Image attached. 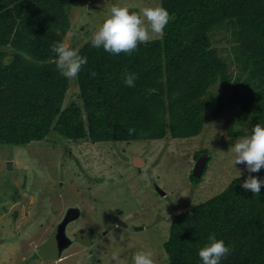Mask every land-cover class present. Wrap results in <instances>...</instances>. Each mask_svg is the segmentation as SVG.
Wrapping results in <instances>:
<instances>
[{
	"label": "trees",
	"instance_id": "16d2710c",
	"mask_svg": "<svg viewBox=\"0 0 264 264\" xmlns=\"http://www.w3.org/2000/svg\"><path fill=\"white\" fill-rule=\"evenodd\" d=\"M49 1L0 0V46L19 51L9 60L0 52V141L24 146L53 131L94 142L197 136L207 113L213 122L227 105L209 90L217 82L232 88L229 102L239 103L228 120L230 136L264 124V0H161L171 15L161 38L131 55L109 54L90 40L80 47L88 59L77 76L81 103L67 106L70 81L57 71L51 46L63 41L70 22L64 2ZM218 31L232 43L227 55L214 44ZM126 72L137 74L134 87L124 85ZM207 169L201 177L191 173L192 182L198 185ZM248 175L264 177V168L235 176L172 218L164 243L170 264H202L198 250L209 233L231 248L220 264H264V185L258 195L242 188Z\"/></svg>",
	"mask_w": 264,
	"mask_h": 264
},
{
	"label": "rangeland",
	"instance_id": "374dc122",
	"mask_svg": "<svg viewBox=\"0 0 264 264\" xmlns=\"http://www.w3.org/2000/svg\"><path fill=\"white\" fill-rule=\"evenodd\" d=\"M61 1L70 22L62 32V42L78 50L90 40L113 3L133 11L161 4V0ZM223 32L216 33L214 44L226 48L227 55L232 43L224 39ZM0 52L9 60L19 51L7 45L0 46ZM230 69L237 72L235 63ZM69 81L64 106L81 103L78 78ZM209 90L224 96L227 105L213 122L207 113L202 132L193 137L94 142L88 137L65 138L53 131L24 146L0 141V264H132L135 252L148 249L163 264L172 218L248 171L245 165L232 162L231 145L241 137L228 133V120L239 110V103L229 102L232 88L217 82ZM83 119H87L85 114ZM201 149L208 150V169L196 185L190 175L197 162L195 153ZM135 157L145 163L135 166ZM70 205L78 206L82 216L68 227L69 236L73 238L82 225L92 226L97 244L78 240L65 249L62 261L32 260L37 246Z\"/></svg>",
	"mask_w": 264,
	"mask_h": 264
},
{
	"label": "clouds",
	"instance_id": "9594fccd",
	"mask_svg": "<svg viewBox=\"0 0 264 264\" xmlns=\"http://www.w3.org/2000/svg\"><path fill=\"white\" fill-rule=\"evenodd\" d=\"M170 20L171 15L163 4L145 6L139 11H133L127 5L113 3L99 26L92 32L90 45L102 48L112 55H131L139 44H146L161 37ZM51 50L55 53L56 69L65 78H77L88 62L87 56L81 55L78 49L63 42L54 43ZM122 79L124 85L134 87L137 74L126 72ZM132 131L134 129H129L130 133ZM230 150L233 154V164L245 165L249 173L259 172L264 168V124H254L250 134L235 140ZM262 185L264 177L257 178L254 175H248L241 182L242 188L257 195L260 194ZM230 253V246L225 244L223 239H218L215 233H209L205 243L198 250L202 264H220ZM113 257L115 258V253ZM131 260L132 264H158L155 253L150 249L135 252ZM162 262L170 264L166 251L162 254Z\"/></svg>",
	"mask_w": 264,
	"mask_h": 264
},
{
	"label": "flooded vegetation",
	"instance_id": "af4514ba",
	"mask_svg": "<svg viewBox=\"0 0 264 264\" xmlns=\"http://www.w3.org/2000/svg\"><path fill=\"white\" fill-rule=\"evenodd\" d=\"M72 205L68 206L67 209L63 212L61 221L58 224H55L53 227V230L51 231L50 235L45 238L43 240V242L41 243V245L37 246V250H38V256L36 253H34L31 257L32 260H36L38 257H42L43 258V262H46V260L48 259H55L56 261H62L64 259V251L67 247H69L71 244H73L74 241H80L83 244H89V245H96L97 241L96 239V235L97 232L95 231V227L92 226H87V225H82V227L77 228V230L75 231L73 238L69 236V232H68V227L76 222L81 216H82V210L80 211V216L70 222H68L65 225V231L64 233L62 232V230L59 228L58 229V225L60 223H64L65 220V216L67 213V210L71 207ZM103 231V230H102ZM107 232V231H106ZM105 232V234H106ZM67 236L70 240V244L63 250L62 254L60 257L58 258H54V255L57 253V249H60L62 246V239L65 238V236ZM66 239V238H65ZM31 261V260H30ZM26 262H28L26 260Z\"/></svg>",
	"mask_w": 264,
	"mask_h": 264
},
{
	"label": "water",
	"instance_id": "95a60500",
	"mask_svg": "<svg viewBox=\"0 0 264 264\" xmlns=\"http://www.w3.org/2000/svg\"><path fill=\"white\" fill-rule=\"evenodd\" d=\"M209 161V154L208 153H204L202 154L198 159H197V162L194 166V169H193V174L196 176V177H201L203 175V172H204V169H205V166L206 164L208 163ZM142 163H145L144 160L140 157H135L134 159V164L135 166L137 167H140ZM158 191L161 192V194H164L165 192L162 191L159 187L157 188ZM81 209L78 207V206H71L68 210H67V213H66V216H65V220H64V223H60L58 225V229L60 228L62 230V232L64 233L65 231V225L78 218L80 216V212ZM65 236V235H64ZM66 238V239H65ZM64 239H62V244H61V248L60 249H57V253L54 255V257L58 258L61 256L63 250L70 244V240L67 236H65Z\"/></svg>",
	"mask_w": 264,
	"mask_h": 264
}]
</instances>
